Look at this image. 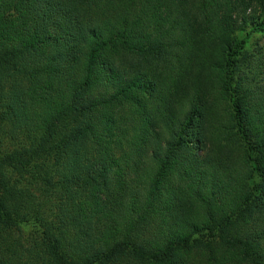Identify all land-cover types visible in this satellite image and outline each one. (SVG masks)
Segmentation results:
<instances>
[{
  "label": "trees",
  "instance_id": "trees-1",
  "mask_svg": "<svg viewBox=\"0 0 264 264\" xmlns=\"http://www.w3.org/2000/svg\"><path fill=\"white\" fill-rule=\"evenodd\" d=\"M262 33L264 0H0V264H264Z\"/></svg>",
  "mask_w": 264,
  "mask_h": 264
},
{
  "label": "rangeland",
  "instance_id": "rangeland-1",
  "mask_svg": "<svg viewBox=\"0 0 264 264\" xmlns=\"http://www.w3.org/2000/svg\"><path fill=\"white\" fill-rule=\"evenodd\" d=\"M257 10H254V12L256 11L255 12V17H258L262 13V11H260L258 8H257ZM251 50H252V52L254 54L261 53L259 55V58H261L262 60L264 59V33H262V34H254L253 46H252ZM201 153H202V155H205L204 152H201ZM31 228L32 227L29 226L27 229L31 230Z\"/></svg>",
  "mask_w": 264,
  "mask_h": 264
}]
</instances>
